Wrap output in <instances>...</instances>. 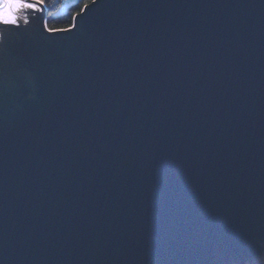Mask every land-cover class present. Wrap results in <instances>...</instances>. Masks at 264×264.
<instances>
[{"label": "water", "instance_id": "1", "mask_svg": "<svg viewBox=\"0 0 264 264\" xmlns=\"http://www.w3.org/2000/svg\"><path fill=\"white\" fill-rule=\"evenodd\" d=\"M27 27L0 74V264H187L201 227L264 241V0H98L61 63L16 55L47 51ZM180 169L195 228L156 202Z\"/></svg>", "mask_w": 264, "mask_h": 264}, {"label": "snow or ice", "instance_id": "2", "mask_svg": "<svg viewBox=\"0 0 264 264\" xmlns=\"http://www.w3.org/2000/svg\"><path fill=\"white\" fill-rule=\"evenodd\" d=\"M71 2L75 3V0ZM47 4L48 0H0V74L7 70L6 59L11 55L8 47L10 34L31 31L27 26L32 21L27 13L41 14L38 17L41 24L40 36L46 42L47 51L36 52L30 47H25L16 55L39 64L45 59H50L53 63H61L77 45L65 48V42L69 37L81 38L89 29L90 17L96 12L98 0H83L78 10L72 14L71 23L62 27L52 26L47 19H44L43 14L47 10ZM21 22L25 27H21ZM154 189L158 208L167 222L180 224L182 227L184 222L188 223L191 219L193 228L196 227V221L204 211L202 204L206 201L202 195V188L185 175L183 169L165 174L163 182L157 180L154 183ZM197 232L199 243L191 249H182L189 257L187 264H202L200 260L195 259L201 256L209 258L203 261V264H216L211 257L220 258L226 248L231 251L232 258L225 261V264H264V241L255 243L251 235H236L228 232L205 235L202 227L197 229ZM182 235L190 238L192 233L189 231ZM166 264H176V262L169 259Z\"/></svg>", "mask_w": 264, "mask_h": 264}, {"label": "trees", "instance_id": "3", "mask_svg": "<svg viewBox=\"0 0 264 264\" xmlns=\"http://www.w3.org/2000/svg\"><path fill=\"white\" fill-rule=\"evenodd\" d=\"M67 0H48L45 19L49 24L56 27L66 26L71 23L72 14L78 10L83 0H75V3L69 2L64 8Z\"/></svg>", "mask_w": 264, "mask_h": 264}, {"label": "rangeland", "instance_id": "4", "mask_svg": "<svg viewBox=\"0 0 264 264\" xmlns=\"http://www.w3.org/2000/svg\"><path fill=\"white\" fill-rule=\"evenodd\" d=\"M71 0H67V1H65V5H64V8H66V6L68 5V3L70 2ZM27 15L29 16V18H30V20L32 21L31 22V24L30 25H28V26H34V25H38V23H39V19H38V17L41 15V14H39V13H35V14H33V13H27ZM21 25H23V22H21ZM24 27H25V25H23ZM13 50H16V49H14V47H11ZM10 49V48H9ZM11 55H13L12 53H11Z\"/></svg>", "mask_w": 264, "mask_h": 264}]
</instances>
